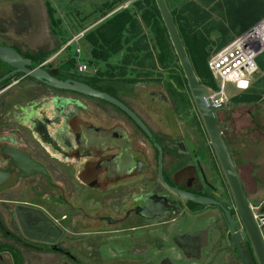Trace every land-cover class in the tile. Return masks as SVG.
<instances>
[{
	"label": "flooded vegetation",
	"instance_id": "flooded-vegetation-1",
	"mask_svg": "<svg viewBox=\"0 0 264 264\" xmlns=\"http://www.w3.org/2000/svg\"><path fill=\"white\" fill-rule=\"evenodd\" d=\"M0 45L60 69L36 62L24 42L1 35ZM97 67L74 68L67 79L123 103L150 135L117 105L52 88L0 60V171H32L0 191V264H244L239 247L258 264L199 113L179 116L182 104L152 78ZM257 104L231 101L217 113L251 203L261 201L249 193L232 139L263 134L264 121L247 109L249 122L237 126L245 116L236 112Z\"/></svg>",
	"mask_w": 264,
	"mask_h": 264
},
{
	"label": "rangeland",
	"instance_id": "rangeland-1",
	"mask_svg": "<svg viewBox=\"0 0 264 264\" xmlns=\"http://www.w3.org/2000/svg\"><path fill=\"white\" fill-rule=\"evenodd\" d=\"M135 1L138 0H0V36H5V38L12 42H24L30 45L36 52L41 48L52 50L50 58L57 66L62 65L69 59L75 58L76 67H78L79 63H87L89 66L88 70H90L95 68V65H98L97 68L102 70V72H111L113 70L114 75H119L121 67H123L122 62L127 55L125 49L111 57L108 62H102L94 58L91 52L92 46L86 43L85 39L81 37L79 40H73L84 33L88 35L95 31L114 14L124 9H131L133 12H136V15L141 20V13L137 12L134 7ZM167 1L172 10L181 9L189 3H196L208 10L211 17L206 23V28L210 31L207 35L212 41L209 46L211 56L237 37H234L222 48H218L223 39L222 31L220 30L221 26L229 28L231 21L238 28L258 17L259 12L261 14L263 12L259 11L258 8L254 9V11H248L246 3L242 2L243 0ZM257 1L258 3L264 2V0ZM110 6L113 7L110 8ZM50 8L52 9L54 21L49 17ZM141 22L143 35H148L151 39L149 27L142 20ZM230 34H233V32L229 31ZM69 42H72V44L69 48H66ZM78 49L81 50V55L78 54ZM128 70H133L136 73L142 71L135 63ZM171 71L174 75L179 71L176 62L169 70L159 68L155 71L151 84L161 83L167 89L166 80L170 77L169 73ZM135 77L136 75H134V79ZM132 81L136 83L140 82L131 80V83ZM227 91L232 98L241 95V92L236 89L234 84H228ZM248 92L261 95L263 100L259 102L261 103L260 105L243 107L240 108V112H236L237 119L239 115L245 116L237 121L239 130L244 127L246 122H249L247 118L248 113L245 109L252 111L261 120L264 116V72L260 71L256 75ZM231 101L234 100L231 99ZM180 107L179 116L184 117L188 114L189 117L194 116V118H199L193 100L189 101L187 108L185 105H181ZM219 116H224V112Z\"/></svg>",
	"mask_w": 264,
	"mask_h": 264
},
{
	"label": "trees",
	"instance_id": "trees-1",
	"mask_svg": "<svg viewBox=\"0 0 264 264\" xmlns=\"http://www.w3.org/2000/svg\"><path fill=\"white\" fill-rule=\"evenodd\" d=\"M245 1L242 2L246 3L248 11H254L258 8L259 11H263L262 14L259 12L258 17L238 28L231 21L229 28L221 26L223 39L218 48L227 45L234 37L249 30L255 23L264 18V2L258 3L257 0ZM112 7L110 6V8ZM134 7L137 12L141 13V20L149 27L151 39L148 35H143L142 22L136 12L131 9L117 12L95 31L85 35L83 39L92 46L91 52L94 58L102 62H108L111 57L124 49L127 51V55L122 62L123 67H121L119 73L121 78L128 76V68L133 63L142 70L137 73L138 77L154 79L153 73L155 71L159 68L169 70L176 62L179 71L175 75L172 74V71L169 73L170 77L166 80L167 90L174 100L187 108L189 101L193 99L156 1L138 0L135 1ZM172 12L201 83L206 87L214 85L213 76L208 68V60L211 56L209 46L212 43L207 35L210 31L206 28V23L211 17L208 10L196 3H189L181 9L172 10ZM49 17L54 21L51 8ZM229 31H232L233 34L229 35ZM52 52V50L39 49L36 52V62L39 64L46 62L50 59ZM44 68L57 79L67 80V78L73 77L71 70L77 67L75 58H72L59 65V71L53 70L50 66ZM248 91L232 99L238 103L248 104L263 100L261 95Z\"/></svg>",
	"mask_w": 264,
	"mask_h": 264
},
{
	"label": "water",
	"instance_id": "water-1",
	"mask_svg": "<svg viewBox=\"0 0 264 264\" xmlns=\"http://www.w3.org/2000/svg\"><path fill=\"white\" fill-rule=\"evenodd\" d=\"M155 1L160 11L163 22L167 28L175 53L179 59V63L187 79L188 87L193 102L205 125V129L210 137L212 146L217 153L223 170L226 173L227 178L231 184L235 198L234 202L236 207V213L239 217V222L244 229L246 237L252 245L254 256L258 264H264V224H259V221L264 222V217L256 219V214L254 213V210L261 211L263 205L261 202L251 203L246 193H244L234 162L220 131L217 113L219 110L225 107V104L215 106L210 100L207 87L201 83L199 77L196 74L189 53L184 44L183 38L176 24L175 17L168 4V1ZM0 60L15 68L16 71L25 72L30 77L35 78L36 80H39L52 88L78 92L91 97L107 100L112 104H115L120 107L124 112L130 115L133 120L138 123V125L143 127L147 131V133H149L142 121L130 109H128L123 103H121L117 99L105 93L96 91L95 89L89 87L88 85L82 82L73 81L69 79H57L51 74H49L37 63L35 64L30 60H25L17 51L10 47L0 45ZM256 62L260 68V71L264 72V52L257 57ZM27 67H31L33 68V70H30ZM4 79L5 78L1 79L0 83ZM91 139L94 140L93 144L98 143V140H95V138ZM30 172L32 171H22V173L15 174L12 171L10 173L11 177H9L7 176V173L0 171V191L14 184L16 178L23 175H28ZM233 225L234 224L232 222V227ZM238 238V235H234L233 237V241L236 242V244H238ZM239 248V255L243 259L244 264H250L243 249L241 247Z\"/></svg>",
	"mask_w": 264,
	"mask_h": 264
},
{
	"label": "built area",
	"instance_id": "built-area-1",
	"mask_svg": "<svg viewBox=\"0 0 264 264\" xmlns=\"http://www.w3.org/2000/svg\"><path fill=\"white\" fill-rule=\"evenodd\" d=\"M84 36L85 33L73 41ZM72 42H69L66 48ZM77 52L80 54L81 50L78 49ZM263 52L264 18L209 58L208 68L213 76L214 85L207 89L213 105L230 103L232 97L227 91L228 84H234L240 92L248 91L251 88L253 80L260 72L256 59ZM88 68L87 63H79L77 71L86 73Z\"/></svg>",
	"mask_w": 264,
	"mask_h": 264
},
{
	"label": "crops",
	"instance_id": "crops-1",
	"mask_svg": "<svg viewBox=\"0 0 264 264\" xmlns=\"http://www.w3.org/2000/svg\"><path fill=\"white\" fill-rule=\"evenodd\" d=\"M263 19V18H262ZM256 24V23H255ZM254 24V25H255ZM48 61H52L51 58ZM243 93V92H241ZM240 93V94H241ZM264 116L262 117V122ZM264 134V129H263ZM263 134L237 135L232 140L233 149L237 156L244 181L249 193L254 195L253 199H258L264 204V192L254 194L253 185L264 187V137ZM240 144L243 146L239 148ZM264 211V208H263Z\"/></svg>",
	"mask_w": 264,
	"mask_h": 264
}]
</instances>
